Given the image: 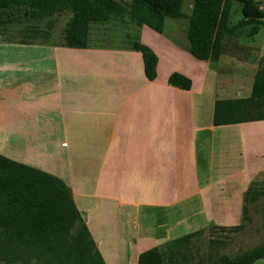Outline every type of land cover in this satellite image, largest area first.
<instances>
[{"label": "crops", "instance_id": "obj_1", "mask_svg": "<svg viewBox=\"0 0 264 264\" xmlns=\"http://www.w3.org/2000/svg\"><path fill=\"white\" fill-rule=\"evenodd\" d=\"M135 28L157 58L153 81L129 46L0 43V155L64 182L105 264L138 258L146 238L159 248L184 223L227 219L253 173L250 160L264 169V121L212 126L215 100L235 99L227 96L234 83L217 70L224 54L198 61L166 23L161 34ZM228 62L242 73L248 66ZM172 73L191 89L169 86ZM227 132L225 154L219 137Z\"/></svg>", "mask_w": 264, "mask_h": 264}, {"label": "trees", "instance_id": "obj_2", "mask_svg": "<svg viewBox=\"0 0 264 264\" xmlns=\"http://www.w3.org/2000/svg\"><path fill=\"white\" fill-rule=\"evenodd\" d=\"M183 0H130L129 18L136 26H145L161 34L167 20L187 19L185 32L189 55L198 61L218 62L226 36H234L247 28L251 38L264 28V11L256 0H193L188 16L182 12ZM237 10L240 19L231 22ZM30 20H43L55 13L71 15L66 23L62 44L71 49L88 46L91 23H105L119 12L113 0H0V36L2 26L13 22L16 13ZM7 44H35L28 36ZM130 48L141 54L144 76L156 78L157 58L136 40ZM167 84L182 91L191 89V80L172 73ZM264 121V57L246 98L221 100L213 105L212 126H231ZM251 183L244 193L241 209L247 220V203L264 195V186ZM220 228V227H219ZM242 225L232 227L240 231ZM203 231L188 233L164 244L185 264L180 250ZM0 264H105L63 181L41 170L17 163L0 155ZM264 262V242L238 256H221L214 264H256ZM137 264H164L159 248L139 254Z\"/></svg>", "mask_w": 264, "mask_h": 264}, {"label": "rangeland", "instance_id": "obj_3", "mask_svg": "<svg viewBox=\"0 0 264 264\" xmlns=\"http://www.w3.org/2000/svg\"><path fill=\"white\" fill-rule=\"evenodd\" d=\"M113 1L119 6V12L110 17L105 23H91L88 31V40L93 42L94 45L102 47L129 46L128 48L131 49L130 43L136 40L137 31L135 28L136 24L129 18L127 12V5L130 0ZM256 1L260 3L264 11V0ZM192 2L193 0H183L182 12L185 16L189 15ZM70 17L69 13L63 12L55 13L53 16L43 20H30L23 17L21 12L16 13L13 22L2 26L4 34L0 36V43H5V41L18 42L20 37L28 36V39L34 43H45L51 40L54 44H62L64 29ZM239 19L240 14L235 10L232 14L231 22L236 23ZM186 27L187 19L185 18L166 21V29L174 30L173 34L179 35V37L185 34ZM246 31L247 28L234 36L225 37L223 43L224 58H220L217 68L221 81L225 79L226 83H234L231 91L234 89L235 92L230 93L229 91L227 92V96L235 99L249 96L251 84L260 68V61L264 57L258 54L264 40V35L260 37V34H258L257 36L247 38L244 35ZM232 56L238 60L248 61V66L245 67L244 73L235 69L237 65H232L228 62ZM232 61L235 62L234 60ZM220 84L222 85L221 82ZM257 127L259 128L253 132H261V126ZM242 132L245 133L246 131L243 130ZM231 136L230 132L220 135L219 140L223 148L221 153L228 154L229 148L227 142L231 139ZM250 162L253 166V173L249 174L246 178L247 183L245 188L247 189L251 183L257 184L256 188L260 185L264 186V169H261L257 158H253ZM246 189L242 193V197H238L236 204L232 203L231 205L233 206L227 208V219H212V222H207L206 224L191 221L188 225L184 223L177 228L174 232L175 238L198 230L203 231L202 236L191 239L180 250L187 260L185 264H214L223 255L235 257L264 242V195L259 197L257 201L246 204L247 220H243L241 209L244 205V193ZM228 204L229 202H227ZM234 213H236V218H233ZM179 214L183 215L181 212ZM123 224L121 223L120 226L122 227ZM238 225L243 226L240 231L234 232L231 230L232 227ZM126 235L128 236L129 233L126 232ZM153 243L154 241L146 238L144 242L136 245L134 254L144 252L149 247L153 248ZM2 248L3 246L0 243V249ZM159 249L164 257V264H176L180 260L176 253L167 251L164 245H161ZM122 258V262L119 264H137L136 255L130 253L124 255ZM13 264L20 263L15 262ZM256 264H264V262Z\"/></svg>", "mask_w": 264, "mask_h": 264}]
</instances>
